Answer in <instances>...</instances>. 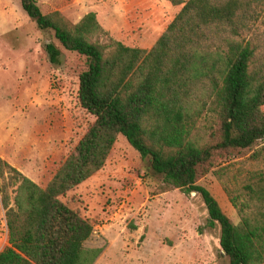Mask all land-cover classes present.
<instances>
[{
    "label": "trees",
    "instance_id": "obj_1",
    "mask_svg": "<svg viewBox=\"0 0 264 264\" xmlns=\"http://www.w3.org/2000/svg\"><path fill=\"white\" fill-rule=\"evenodd\" d=\"M168 1L182 7L148 50L110 36L95 12L73 23L59 10L44 13L37 0H20L39 29L86 57L78 100L95 120L46 186L0 157L8 228L0 264L96 262L102 249L85 246L94 224L62 197L104 167L119 135L152 176L202 197L229 264H264V168L227 181L230 163L222 165L250 151V159L264 160V59L242 36L264 0ZM45 48L59 62L61 48L54 41ZM204 115L213 124L200 126ZM214 168L238 223L197 183Z\"/></svg>",
    "mask_w": 264,
    "mask_h": 264
},
{
    "label": "rangeland",
    "instance_id": "obj_2",
    "mask_svg": "<svg viewBox=\"0 0 264 264\" xmlns=\"http://www.w3.org/2000/svg\"><path fill=\"white\" fill-rule=\"evenodd\" d=\"M37 1L44 13L59 10L73 23L95 12L110 36L148 50L182 7L168 0ZM249 25L242 36L252 42L261 61L264 8ZM50 41L62 50L59 62H52L46 51ZM85 69L86 57L62 47L53 32L39 29L20 0H0V157L41 186L95 120L78 100L79 76ZM213 120L204 115L199 125L209 126ZM250 155L222 161L230 163L227 181L234 174L243 179L250 169L264 168V160L254 161ZM147 163L119 135L104 167L62 197L94 224L85 242L102 249L94 264H229L220 246V227L209 225L202 197L152 176ZM214 170L197 183L238 223L239 213ZM5 213L0 192V251L8 244Z\"/></svg>",
    "mask_w": 264,
    "mask_h": 264
}]
</instances>
